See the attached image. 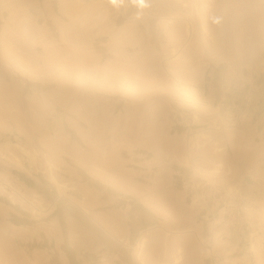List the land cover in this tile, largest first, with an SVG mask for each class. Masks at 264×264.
I'll return each mask as SVG.
<instances>
[{
  "label": "rangeland",
  "instance_id": "rangeland-1",
  "mask_svg": "<svg viewBox=\"0 0 264 264\" xmlns=\"http://www.w3.org/2000/svg\"><path fill=\"white\" fill-rule=\"evenodd\" d=\"M0 264H264V0H0Z\"/></svg>",
  "mask_w": 264,
  "mask_h": 264
},
{
  "label": "bare ground",
  "instance_id": "bare-ground-1",
  "mask_svg": "<svg viewBox=\"0 0 264 264\" xmlns=\"http://www.w3.org/2000/svg\"><path fill=\"white\" fill-rule=\"evenodd\" d=\"M45 56V55H44ZM47 57V56H46ZM45 59H47V58H45ZM49 59V58H48ZM86 114V113H85ZM89 115V114H88ZM87 117V116H86ZM85 117V118H86ZM86 122V121H85ZM88 123V122H87ZM86 123V124H87ZM90 125V124H89ZM21 149H22V151L23 152H25V154H27L28 155V158L31 160V162H33L34 161V159H35V154L34 153H31V152H28L25 148H22L21 147ZM51 164V163H50ZM50 178H51V180H53L55 183H57V185L59 186L60 184L57 182V180H56V178H55V176H54V174L52 173V172H50Z\"/></svg>",
  "mask_w": 264,
  "mask_h": 264
}]
</instances>
